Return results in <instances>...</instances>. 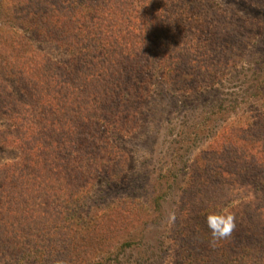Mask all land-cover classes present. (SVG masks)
I'll use <instances>...</instances> for the list:
<instances>
[{
    "label": "rangeland",
    "instance_id": "374dc122",
    "mask_svg": "<svg viewBox=\"0 0 264 264\" xmlns=\"http://www.w3.org/2000/svg\"><path fill=\"white\" fill-rule=\"evenodd\" d=\"M156 2L157 11L166 3L187 41L174 86L151 75L157 66L148 56L135 66L119 57L121 75L107 82L102 73L75 76L83 56L54 40L61 29L53 21L35 18L49 34H24L34 42L3 36L20 25L14 11L49 8L0 0V190L11 193L0 202L14 229L5 237L1 228L0 238L29 240L44 264H264V0ZM192 38L204 51H194ZM111 47L119 56L120 41ZM94 56L87 69L109 66L105 52ZM64 71L72 73L69 86L46 77L67 79ZM64 120L83 125L73 139L83 159L61 175L50 165ZM216 210L232 215L235 227L213 241L206 217ZM30 227L43 234L31 236Z\"/></svg>",
    "mask_w": 264,
    "mask_h": 264
},
{
    "label": "trees",
    "instance_id": "16d2710c",
    "mask_svg": "<svg viewBox=\"0 0 264 264\" xmlns=\"http://www.w3.org/2000/svg\"><path fill=\"white\" fill-rule=\"evenodd\" d=\"M154 1L156 2V0H104V3L101 6L97 5L89 7L86 1L70 0L67 7H64L62 4V7L57 8L48 0H37L39 5L43 4L44 6H47L49 8L48 11L41 10V8L37 9L36 7H33L34 9L23 8L22 11H14L13 20L20 22V25L16 24L15 27H12V31H7L9 33L3 34V36H9L11 33L13 41L16 39V42L18 43L24 42L25 44V42H34V39L24 36V34L33 31L38 37L48 36L49 34L47 32L48 28L38 25L35 18L37 17L46 22L53 21L59 29H61V34L58 35L61 38L54 40L57 42L61 41L60 45H65V52L71 55V57L83 56L82 61L85 62H83L84 66L82 67L80 65L82 69H78L79 67L75 68V76L82 77L85 80H93L94 76H97L98 73H102L103 79L107 82L111 77L121 75V70H119V66H117L119 64V57L124 58L131 66H135V62L140 60V58L142 60L144 56H148V58L152 60V63L157 66L155 71H151V75L160 77L159 81L163 82L164 85L169 84L174 86L176 78H173V72L181 62V53H179L180 47L183 46V44H186L187 41L183 39V36L179 34L180 32L176 30L175 26L172 27L173 18L168 16L166 3H160V9L157 11L154 10L153 7L155 4L153 3ZM65 4L66 1L64 2V5ZM87 10L90 12L92 10L94 14H90L91 18L89 24H85V14ZM31 15L32 17H30ZM91 21H93V24ZM115 27H123V29L114 32L113 28ZM3 30L6 29L0 30V33ZM133 36L134 39L132 38ZM35 40L36 42H40L38 38ZM113 40L120 41L122 45V48L119 51V56L116 55L114 50H112L111 43ZM131 41L134 43H131ZM32 46L33 45L27 47H30L31 51L39 57L38 59L44 62L45 56L42 53L40 54L34 51ZM192 46H194V51H196V53L205 47L203 42H200L198 39L194 40V38H192ZM97 50L106 53L107 58L105 62L109 66L99 70L94 69L92 71V69L87 68H90L93 65V62L94 64L97 62L98 58L94 56ZM140 52H142V54ZM194 56L196 57V54H194ZM193 60L194 62L196 61V59ZM202 66L204 67L205 65L203 64ZM146 68L147 66H145L144 63H141V66L137 65L136 69H139V71L142 72ZM70 74L72 75L70 71L69 73L64 71V76H66L67 79H61V77H57L59 75H53L52 73L47 74L46 77L50 76L55 83L59 84L61 87H66L70 84ZM38 76L45 77L44 73H40ZM125 76V80H127L128 74ZM262 78V82L264 83V74L262 75ZM38 80L41 79L37 77V82ZM71 92H73V90H71ZM84 119L91 122L89 117H84ZM95 121L98 124L100 123L99 119H96ZM59 124L62 129L57 141L58 150L53 148V151L57 152L58 155L56 157V162L50 166L52 167L53 172L57 171L59 173L60 171L61 174L64 166L69 168V165H71V167L74 166L76 168L78 162L83 159L80 152L81 149L77 151V146L73 145L74 137L81 133L79 131L80 129H76L83 125L76 121H74V123L67 122V120L62 121V123ZM55 125L57 124L55 123ZM76 126L78 127L76 128ZM74 128L76 129L74 130ZM77 142L80 143V139H77ZM36 144H38V141ZM40 145L41 143L37 146L40 147ZM81 145L83 146V144ZM46 149L47 148H45V150ZM90 160L95 166H99L98 161H95V159L94 161H92V159ZM76 190L77 189L74 188L69 192L73 199L76 196ZM9 195H11V193L7 189L3 188L0 190V200L6 199ZM217 212H220V210L214 211V213ZM11 214L12 213L8 209L4 208L3 203H1L0 229L4 228V232H7V236L5 237H8V232H14V229L8 231L7 228L9 227L7 222ZM40 215L41 214H39V216ZM52 216L57 219V216L54 213H52ZM52 221H55V219L53 220L52 218ZM44 228L46 227L43 226L41 230L43 231ZM51 228L53 229L54 227L51 226ZM32 231L38 234L40 233L39 235L43 234V232L40 231V228L37 227L36 229L32 228L30 230V235L32 234ZM19 242L23 244L22 241L13 243L12 241L3 238L0 240V264H44L42 262L43 259H38L36 257L37 252H39V249L36 246L29 245V240L22 246H20ZM32 243L34 242L31 241V244ZM223 258L227 260L224 255ZM35 259H37V261Z\"/></svg>",
    "mask_w": 264,
    "mask_h": 264
},
{
    "label": "clouds",
    "instance_id": "9594fccd",
    "mask_svg": "<svg viewBox=\"0 0 264 264\" xmlns=\"http://www.w3.org/2000/svg\"><path fill=\"white\" fill-rule=\"evenodd\" d=\"M206 223L213 241L226 239L235 227L234 217L226 212L208 215Z\"/></svg>",
    "mask_w": 264,
    "mask_h": 264
}]
</instances>
